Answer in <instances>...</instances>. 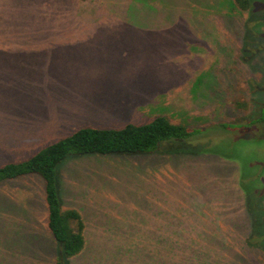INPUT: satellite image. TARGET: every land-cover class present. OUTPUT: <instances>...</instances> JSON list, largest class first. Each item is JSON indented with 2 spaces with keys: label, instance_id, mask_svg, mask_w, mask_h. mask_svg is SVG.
I'll return each instance as SVG.
<instances>
[{
  "label": "rangeland",
  "instance_id": "374dc122",
  "mask_svg": "<svg viewBox=\"0 0 264 264\" xmlns=\"http://www.w3.org/2000/svg\"><path fill=\"white\" fill-rule=\"evenodd\" d=\"M172 1L0 0V167L80 129L164 116L197 131L152 153L58 165L61 209L85 225L69 260L47 227L42 178L0 183V264H188L203 251L264 264V189L246 194L237 179L240 160L264 163V122L250 123L264 117L252 88H264V50L243 60L256 22L264 44V0H250V17L225 0ZM238 139L251 143L222 144ZM260 163H249L257 174Z\"/></svg>",
  "mask_w": 264,
  "mask_h": 264
},
{
  "label": "trees",
  "instance_id": "16d2710c",
  "mask_svg": "<svg viewBox=\"0 0 264 264\" xmlns=\"http://www.w3.org/2000/svg\"><path fill=\"white\" fill-rule=\"evenodd\" d=\"M158 1L164 6L175 4L172 0L166 3L164 0ZM192 1L198 2L203 0ZM225 2H227L228 8H233L236 13L249 12V17L254 15V11H252L254 4H252L250 0H225ZM167 19L174 21L171 15ZM248 20L249 18L247 22ZM261 23L262 22H256L251 28L250 35L252 37V42L247 48L250 57L243 58V60L247 61L264 50V44L260 41V32L255 29V27ZM242 52H244L243 47L241 49V53ZM253 87L255 88L254 95L264 90L259 84L252 86V88ZM255 103L259 107L262 102L257 103L255 100ZM234 107L236 110H241L247 108V103L237 101L234 103ZM260 122H264V117L251 121L250 123L261 124ZM256 132L260 134L261 138L254 141V143H256L255 145L252 144L260 148V144H264V130L261 133L257 130ZM196 134L197 131L195 129L174 124L164 116H157L145 124H127L119 129H80L72 135L47 146L26 161L9 163L0 167V183L32 174L42 178L45 185L44 194L47 207V227L53 239L58 242L60 246L59 249L62 250L64 259L69 260V258L81 255L84 250L85 225L81 214L77 210L61 209L56 186V169L61 162L70 156H83L89 154L119 155L152 153L159 149L161 145H166L167 142L172 140H187L195 137ZM230 142L231 143L228 144L222 142V144L226 147L234 146L235 148L243 149L248 147L251 143L250 141L241 139ZM235 159L240 160L241 158L236 156ZM250 161L251 164L252 162L255 164L261 162V166L264 167L262 158L256 153H253L251 160L244 159L243 162L240 160L241 166H239L237 178L238 187L246 194L264 189V169H262L261 173L257 174L256 168L249 165ZM172 256L175 259L174 263H176L181 260L182 257L185 260V256L187 255L184 252L178 253L173 251ZM191 256L192 255H190V257ZM185 261L187 262V260ZM188 262H191L188 264L221 263L219 253L216 251H203L198 254L194 253ZM56 264L64 263L57 262Z\"/></svg>",
  "mask_w": 264,
  "mask_h": 264
}]
</instances>
